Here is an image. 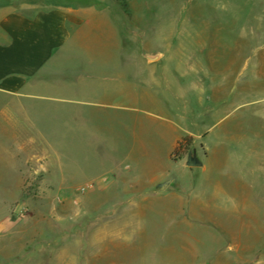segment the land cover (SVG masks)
Segmentation results:
<instances>
[{"label":"rangeland","instance_id":"374dc122","mask_svg":"<svg viewBox=\"0 0 264 264\" xmlns=\"http://www.w3.org/2000/svg\"><path fill=\"white\" fill-rule=\"evenodd\" d=\"M30 1L105 9L133 44L129 52L167 58L151 75L141 64L128 66L131 90L99 109L90 128L64 129V110L83 107L62 97L21 99L50 121L42 130L52 136L48 146L80 172L78 186L108 175L134 136L146 155H160L172 128H184L207 134L208 150L200 151L213 162L215 200L209 218H172L171 205H149L146 217L136 212L132 229L110 239V216L106 224L97 217L112 213L111 203L87 207L90 191H47L33 174L22 193H0V216L17 222L13 239L0 241L8 248L0 264H264V0ZM180 170L173 169L177 180Z\"/></svg>","mask_w":264,"mask_h":264},{"label":"crops","instance_id":"0c3cea01","mask_svg":"<svg viewBox=\"0 0 264 264\" xmlns=\"http://www.w3.org/2000/svg\"><path fill=\"white\" fill-rule=\"evenodd\" d=\"M105 12L92 7L0 0V193H22L24 177L37 173L44 181L40 186L47 191H90L84 201L87 207L98 210L111 203L113 212L101 213L97 220L106 224L102 218L109 215L108 236L118 240L132 229L140 210L146 217L147 206L157 203L171 205L172 218H209V205L215 200L209 192L213 162L200 151L208 150L207 134L172 128L167 152L151 156L146 155L141 138L134 136L130 149L108 175L78 186L80 172L69 168L66 155H56L48 146L53 144L49 140L52 136L42 131L51 128L48 118L41 120L38 108L21 103L23 98L62 97L71 105L83 107L64 110V129L90 128L99 109L113 107L109 100L131 90L133 77L128 74V66L141 64L151 75L156 65L167 61L161 55L151 56L149 51L136 56L134 51L129 52L130 48L134 50L133 44L123 39L119 24L115 25ZM104 46L117 48V55L119 51L121 55L113 57L108 49L103 51ZM183 137L192 139L200 166L188 167L187 157L173 159ZM135 142L139 147L136 152L132 148ZM176 165L185 175L183 179L173 176ZM193 171H198L197 175L191 176ZM16 224L9 216H0V241L13 239L10 231ZM7 249L0 245V258L6 256Z\"/></svg>","mask_w":264,"mask_h":264},{"label":"trees","instance_id":"16d2710c","mask_svg":"<svg viewBox=\"0 0 264 264\" xmlns=\"http://www.w3.org/2000/svg\"><path fill=\"white\" fill-rule=\"evenodd\" d=\"M192 142L190 139L183 138L181 139L175 148L174 154L177 158L173 157V159L184 158L191 151Z\"/></svg>","mask_w":264,"mask_h":264},{"label":"water","instance_id":"95a60500","mask_svg":"<svg viewBox=\"0 0 264 264\" xmlns=\"http://www.w3.org/2000/svg\"><path fill=\"white\" fill-rule=\"evenodd\" d=\"M186 165L188 167H196V166L201 165L199 160L196 158V154L194 151L188 154L187 160H186Z\"/></svg>","mask_w":264,"mask_h":264}]
</instances>
